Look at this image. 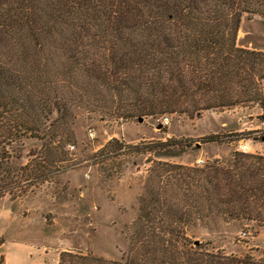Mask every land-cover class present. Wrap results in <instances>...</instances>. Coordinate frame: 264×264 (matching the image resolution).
Here are the masks:
<instances>
[{"label": "trees", "instance_id": "1", "mask_svg": "<svg viewBox=\"0 0 264 264\" xmlns=\"http://www.w3.org/2000/svg\"><path fill=\"white\" fill-rule=\"evenodd\" d=\"M245 14L264 18V0H0V198H20L48 177L40 165L32 177L27 142H41L45 165L71 163L78 111L125 124L264 110V52L237 45ZM146 145L170 157L192 147ZM123 148L114 138L93 158ZM215 220L264 230V155L235 152L204 167L154 162L122 259L63 251L57 264H264L187 235Z\"/></svg>", "mask_w": 264, "mask_h": 264}, {"label": "rangeland", "instance_id": "2", "mask_svg": "<svg viewBox=\"0 0 264 264\" xmlns=\"http://www.w3.org/2000/svg\"><path fill=\"white\" fill-rule=\"evenodd\" d=\"M237 45L264 52V18L245 14ZM165 117L170 124L161 128L159 122ZM75 118L78 145L69 148L75 155L71 163L45 165L39 141L24 147V154H36L28 160L32 177L40 171L38 165L46 168L48 177L34 182L20 198H0V264H57L63 251L121 260L128 249L127 231L138 213L143 183L154 162L187 167L199 166L198 159L205 165L225 162L239 152L235 138L246 141L249 148L245 153L264 155V110L256 105L209 111L193 120L186 115H164L144 118L143 123L118 124L85 111H78ZM212 135H218L219 141H203ZM114 138L125 148L93 158ZM169 139L186 140L192 147L170 157L158 148L149 151L146 145ZM130 146L137 147L128 149ZM28 161L18 160L15 167L20 169ZM57 167L67 169L63 172ZM187 235L226 254L264 258V230L254 222L199 223Z\"/></svg>", "mask_w": 264, "mask_h": 264}, {"label": "built area", "instance_id": "3", "mask_svg": "<svg viewBox=\"0 0 264 264\" xmlns=\"http://www.w3.org/2000/svg\"><path fill=\"white\" fill-rule=\"evenodd\" d=\"M170 124V121L167 117L163 118L162 120H160L159 122V126L161 128H166L168 127ZM235 145L238 146V151L239 152H247L248 151V145L246 144V141L243 140L242 138L239 139V141L237 143H234ZM197 164L201 167L205 166L204 161H202L201 159L197 160Z\"/></svg>", "mask_w": 264, "mask_h": 264}, {"label": "water", "instance_id": "4", "mask_svg": "<svg viewBox=\"0 0 264 264\" xmlns=\"http://www.w3.org/2000/svg\"><path fill=\"white\" fill-rule=\"evenodd\" d=\"M139 123H143V119L139 120Z\"/></svg>", "mask_w": 264, "mask_h": 264}, {"label": "crops", "instance_id": "5", "mask_svg": "<svg viewBox=\"0 0 264 264\" xmlns=\"http://www.w3.org/2000/svg\"><path fill=\"white\" fill-rule=\"evenodd\" d=\"M249 148V147H248ZM253 152H256V150H254Z\"/></svg>", "mask_w": 264, "mask_h": 264}]
</instances>
